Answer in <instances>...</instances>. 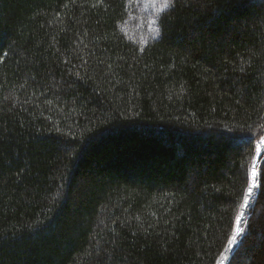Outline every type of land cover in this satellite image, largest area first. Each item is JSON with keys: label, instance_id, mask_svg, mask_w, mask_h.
<instances>
[{"label": "trees", "instance_id": "1", "mask_svg": "<svg viewBox=\"0 0 264 264\" xmlns=\"http://www.w3.org/2000/svg\"><path fill=\"white\" fill-rule=\"evenodd\" d=\"M163 8L0 0V264H264V0Z\"/></svg>", "mask_w": 264, "mask_h": 264}, {"label": "rangeland", "instance_id": "2", "mask_svg": "<svg viewBox=\"0 0 264 264\" xmlns=\"http://www.w3.org/2000/svg\"><path fill=\"white\" fill-rule=\"evenodd\" d=\"M162 1H164V0H132V3L136 2L138 7L140 8V9H136L138 11V13H137V19H138V23H139L138 25L141 26L140 29H142V27H144V29H143V31L140 30L141 32H139V26L136 25L138 33L141 35H139L138 33H135L136 26L134 29H128V28L123 29L124 34L128 37L133 36L134 38H137V37L141 38L142 42L149 40L152 37H154L156 34L155 32L157 30H156V25H155V23H153V21H155V16H156V14H158L159 4H161ZM263 149H264V141L259 145V151H258L259 153L256 157V160L260 157L261 151ZM259 162H260V160L255 161V163L252 166L251 171L253 170V168L255 169V171L257 170ZM255 189H256V187L253 188L252 194L248 197V201L250 199H252L253 195L255 194L254 193ZM242 221H243V215H241L239 225L236 224V226H235V232H234L233 238L231 239L232 242L229 243V247H228L227 251L220 258L218 264H225L226 261L230 257V253H231L232 248H234L237 245L238 239L240 238L242 231H243V229L241 227ZM238 229H239V231H238ZM237 231H238V234H237Z\"/></svg>", "mask_w": 264, "mask_h": 264}, {"label": "snow or ice", "instance_id": "3", "mask_svg": "<svg viewBox=\"0 0 264 264\" xmlns=\"http://www.w3.org/2000/svg\"><path fill=\"white\" fill-rule=\"evenodd\" d=\"M175 3V0H164V8L163 9H160V11H163L169 7H171L173 4ZM153 23H155V21H153ZM6 55V53H5ZM256 177H257V172L255 171V169L253 168V170L251 171L250 173V179H249V183H248V188L245 192V195H244V203L243 205H241V207H246L247 206V203H248V197L252 194V190L253 188L257 187L258 184L256 183ZM241 215H238L237 216V225H239V222H240V219H241ZM239 231V229H238ZM238 231H237V234H238ZM232 241H230L231 243Z\"/></svg>", "mask_w": 264, "mask_h": 264}]
</instances>
